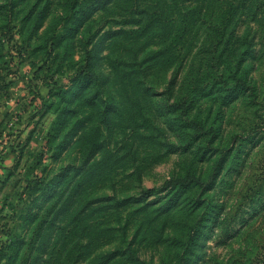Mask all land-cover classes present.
Listing matches in <instances>:
<instances>
[{"label":"rangeland","instance_id":"obj_1","mask_svg":"<svg viewBox=\"0 0 264 264\" xmlns=\"http://www.w3.org/2000/svg\"><path fill=\"white\" fill-rule=\"evenodd\" d=\"M0 264H264V0H0Z\"/></svg>","mask_w":264,"mask_h":264},{"label":"trees","instance_id":"obj_2","mask_svg":"<svg viewBox=\"0 0 264 264\" xmlns=\"http://www.w3.org/2000/svg\"><path fill=\"white\" fill-rule=\"evenodd\" d=\"M195 180H197V179L193 175H188L185 178H171V179L165 181L164 184L162 185V187L168 188V187H172V186L188 185V184L193 183ZM33 182H34V184H30V186H28L30 189L35 188L37 186V182H39L41 185L40 187L42 189H44L45 191H48L49 186H47L46 182H44V181L40 182L39 180H35Z\"/></svg>","mask_w":264,"mask_h":264}]
</instances>
